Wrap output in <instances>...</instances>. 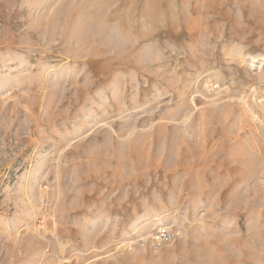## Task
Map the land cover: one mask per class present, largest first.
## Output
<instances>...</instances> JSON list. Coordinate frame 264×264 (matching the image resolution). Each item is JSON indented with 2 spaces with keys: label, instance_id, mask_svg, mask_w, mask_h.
<instances>
[{
  "label": "rangeland",
  "instance_id": "1",
  "mask_svg": "<svg viewBox=\"0 0 264 264\" xmlns=\"http://www.w3.org/2000/svg\"><path fill=\"white\" fill-rule=\"evenodd\" d=\"M0 264H264V0H0Z\"/></svg>",
  "mask_w": 264,
  "mask_h": 264
},
{
  "label": "built area",
  "instance_id": "2",
  "mask_svg": "<svg viewBox=\"0 0 264 264\" xmlns=\"http://www.w3.org/2000/svg\"><path fill=\"white\" fill-rule=\"evenodd\" d=\"M178 237V234L171 225H159L152 232V236L148 238V243L154 250H160L163 248L164 244L171 243L175 241Z\"/></svg>",
  "mask_w": 264,
  "mask_h": 264
}]
</instances>
